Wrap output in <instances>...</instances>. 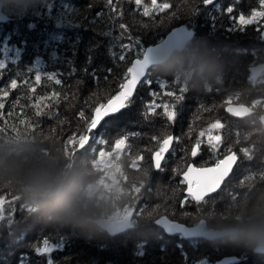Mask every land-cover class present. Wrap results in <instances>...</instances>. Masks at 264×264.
<instances>
[{
    "label": "trees",
    "instance_id": "obj_1",
    "mask_svg": "<svg viewBox=\"0 0 264 264\" xmlns=\"http://www.w3.org/2000/svg\"><path fill=\"white\" fill-rule=\"evenodd\" d=\"M1 1L10 19L7 23L0 24V60L7 56L5 52L9 46L18 49V54L14 58L5 59L6 68L0 70L2 73L0 89L9 92L6 98L0 96V101L4 104L3 109H0V127H4L5 122L8 126L6 133H0V143L45 149L54 145L61 152L67 167L73 168L78 165L80 173L85 170L87 176L90 174L89 179L95 176L93 181L97 182L94 184L100 185L98 195L95 191L90 192V186L87 184L85 195L95 203L100 217L120 209L122 202L125 201L130 204V208H138L135 212V222H141V225L119 240V254L123 264H172L163 263L159 259L165 252V242L159 240L164 238L165 234L156 226L155 219L162 213L145 217L147 200H144L145 196L142 195H150L153 192L154 184L148 177L154 168L151 162L144 159V149L150 147L151 153L156 150L158 144L151 137H161L159 133L163 129L162 125L167 127V134L179 137L171 124H174L178 114L187 108L189 100H192L191 112L193 110L194 117L199 118V123H202L199 128L191 124L185 137L194 140V143L199 137V132L206 129L205 125L216 120H220L224 128L233 122L242 124L247 120H255L257 122L255 127L256 125L261 127L258 115L264 112V109L244 120L230 116L225 111V104L229 102H251L255 109L264 106V75L253 84L248 72L250 65L264 61V40L260 38L256 25L245 26L243 31L239 29L229 31L235 27L234 18L241 12L247 15L252 8H259V0H212L209 5H204L202 0H157V3H168L170 7L161 11L151 10L149 16H144L143 12L145 6L151 9V0H141L140 5H137L135 0H112L114 7L107 5V0ZM88 4H92L93 7L88 9ZM229 5L233 6L232 13L226 12ZM192 7L198 8L199 11L192 12ZM96 12H101V15L97 17ZM117 12L120 15H116ZM120 24L126 25V29H120ZM181 24L190 25L195 31L194 39L186 48L189 54L187 63L176 67L170 75H165L163 67L150 69L149 79L153 81L151 89L148 85H139L133 104L126 109L134 107L133 109L140 112L142 121L135 122L132 124L133 127H125L127 125L122 124L118 126L122 133L120 136L125 138V146L121 152H113L109 158L110 164L103 167L99 151L108 147L106 137H101L100 133L96 137L93 132L92 135L97 139H90L83 148L75 144L79 135L84 133L85 119L90 117L91 110L96 104L106 102L107 98L115 93L122 82L124 72L137 58L141 48L158 42L170 29ZM137 39L140 41L139 44L135 43ZM121 44L130 47L122 50ZM112 53H116V56L113 57ZM120 54L124 55L123 61L118 58ZM200 56L210 61L212 65L210 73L199 71ZM88 57H91L90 64L87 63ZM37 61L38 68L34 66ZM73 67L76 71L71 76L67 75ZM85 67L88 68V72L82 71ZM29 68L32 69L31 72L28 71ZM93 68L97 70L94 76ZM108 68L112 69L111 73L106 71ZM230 68L242 69L240 81L228 77L231 73ZM37 70L42 73L59 70L64 73L59 77L62 83L57 85L42 76L36 90L29 91L21 81L25 78L30 82L34 81ZM12 79L17 80L16 89L9 87ZM158 79L167 80L168 87L160 89L156 83ZM172 81L178 84H173ZM181 85L187 88L182 101L175 102L173 97L165 95L168 91L180 95ZM52 91L61 93L59 104L51 99L46 100L44 103L50 105V108H44V112L50 114L37 117L32 107L35 98ZM150 91L157 93L154 98L157 104L163 105L165 102L170 106L175 104L177 115L174 120L167 119L163 107L156 108L155 112H148L146 105L153 99L149 95ZM65 96L67 99H64ZM195 101L199 102L196 104ZM80 111L84 112L85 118L79 116ZM22 119L24 123H20ZM146 119L149 121L154 119L160 127L159 130L156 131L155 128L146 130L143 127ZM27 124L34 127L26 129ZM13 127L20 134L13 133ZM236 132L238 136L233 144L224 142L221 147L218 145L215 149L206 141L203 145V152L207 153L203 160L205 165H212L220 159L227 148L238 151V164L223 188L224 192H228L226 201L219 205L216 213L218 218L216 222L218 221L220 227L227 226L251 205L264 200V144L257 145L247 132L245 135L242 134V129H237ZM216 133L219 134V131ZM100 138L105 142L99 143ZM245 141L249 143H244ZM182 142L180 138L176 139L173 151L176 149L178 152L175 153L180 154V150L187 156L184 160L182 158L181 163L182 169H185L188 162L193 159L188 147L189 142L185 143L183 140ZM241 148L247 149L250 158L240 152ZM222 193L223 191L220 192ZM14 195L19 199L13 202L11 197ZM0 196H3L5 201L3 205L5 217L14 210V223L11 227L7 226L6 219L0 220L2 226L0 264L10 261V258H5L8 253L6 246L13 247L18 244H22L23 247L11 264H19L22 254L26 257L25 264H47L49 258L53 264L117 263L118 260L112 261L114 258L111 254L114 250L111 239L115 237L103 230H89L57 220L45 215L41 210L36 214L39 218L38 223L44 224L43 222L48 220V225L41 232L37 231L38 228H29L33 225H29L30 222L33 223L32 219L23 223L25 226L22 228L19 226L22 217L35 213L36 206L10 186L0 185ZM28 207L33 210L32 213L27 211ZM184 219L186 218L182 221ZM4 236L5 238L8 236L6 244ZM45 237L52 244L59 243L61 238H64V246L48 254H36L34 246H42ZM166 238L178 244L176 249L180 255L179 264H199L201 260L215 262L225 255L224 244L227 246L226 243L231 241L227 238L215 241L201 239L198 245L205 246L211 252L198 257L196 254L198 245L194 241ZM180 243L182 245H179ZM184 244L188 249L182 248ZM30 245L32 247L29 249ZM243 249L247 248L241 245L238 255L240 253L244 255L240 264L246 263L245 259L249 254ZM212 252L216 255H212ZM152 254L156 256H151Z\"/></svg>",
    "mask_w": 264,
    "mask_h": 264
},
{
    "label": "snow or ice",
    "instance_id": "obj_2",
    "mask_svg": "<svg viewBox=\"0 0 264 264\" xmlns=\"http://www.w3.org/2000/svg\"><path fill=\"white\" fill-rule=\"evenodd\" d=\"M204 5H209L212 3V0H202ZM135 3L137 5L141 4V0H135ZM107 5L112 6V0H107ZM93 7L92 4H88L87 8L91 9ZM170 5L168 3H157V0H151V9L149 7L145 6L144 8V16H149L151 10L155 11H161L163 9H168ZM192 12H198L199 9L192 7ZM227 13L233 12V6L229 5L226 8ZM97 17L101 15V12H96L95 14ZM116 15H120L119 12L116 13ZM4 17H0L2 19ZM232 17H230L231 19ZM235 20V27L229 29V31H235L239 29L240 31L244 30L245 26L248 25H256L257 31L260 33V38L264 40V23H260L261 21H264V0H259V8H252L250 14L245 15L243 12H241L237 17L234 18ZM147 27V25H145ZM120 29H126V25L120 24ZM194 34V31L191 29L190 25L186 26H180V27H174L170 31L167 32L166 36L159 39L158 42L141 48L140 53L138 54L137 58L134 62L131 63V66L127 68V71L124 72L122 77V82L118 85V88L115 90V93L113 95H110L106 102L104 103H98L96 106H94L91 110L90 117L85 119V130L84 133L80 134L78 139L75 140V144L83 148L85 144L88 143L90 139H97L92 134L94 131H97L100 129V127L109 120L112 116L119 115L123 110H126L130 105L134 102V97L136 94V90L138 85H148L151 89V86L153 84V81L149 79L151 76V73L147 70L148 65L152 62L153 56L158 53L159 51L163 50L166 46L172 45V44H180L190 38H192ZM136 44H139L140 41L137 39L135 41ZM122 50H127L130 46L126 44L120 45ZM113 57L116 56V53H112ZM119 60H124V55H119ZM87 63H91V57H88ZM35 67H39V61L36 62ZM6 68V60H0V70H3ZM29 72L32 71L31 68L28 69ZM76 71L75 67H73L67 75L71 76ZM84 72H88V68L85 67L82 69ZM96 69H92V74L96 73ZM108 73L112 72L111 68H108L106 70ZM2 74V73H0ZM64 75V73L60 72L59 70L56 71H48L42 73L40 70H37L34 74V81H29L27 78L21 81V84L23 86L28 87L29 91L34 92L36 90V86L39 85L42 81V76L46 77L48 81H54L55 84L60 85L62 83V80L59 78L60 76ZM157 85L160 89H165L168 87L169 82L167 80H157ZM173 84H178L176 81H172ZM18 86L17 80L12 79L10 82V89H16ZM187 90V88L183 85L180 86V95H177L173 91H168L165 93L167 96L173 97L175 102H180L183 100V93ZM9 95V92L4 89H0V96L7 97ZM149 95L153 97V99L147 103V110L149 113L155 112L156 108L163 107L164 114L166 115L167 119L169 121H172L175 119L177 113L175 111V104L169 105L167 102H165L163 105L157 104L155 101V97L157 93L155 91H150ZM61 93L57 91L49 92L45 95L37 96L32 104V107L35 109V114L37 117L45 114L44 108H50V105L44 103L46 100L51 99L56 104H59ZM64 99H67V96L64 97ZM4 104L2 101H0V109H3ZM227 111H229V108H227ZM79 116L81 118H85V114L83 111H80ZM20 123H24V120L22 119ZM34 127L32 124H27L26 129H31ZM223 127L220 120H216L213 123H210L206 129H202L199 132V137H207V144L211 146L213 149H215L219 142L221 141V136L218 134H213V130L220 129ZM8 129L7 122H5L4 127H0V133H6ZM13 133L20 134L16 131L15 127L12 128ZM197 138L195 144L191 148V156L195 157L197 155L199 146L201 144V140ZM151 139L153 141H156L158 144V147L156 150L152 153V159L154 162V167L156 169L161 168L162 160L164 159V156L166 153L169 152L170 145L174 139V137L167 133H161V137L152 136ZM178 140L179 137H176ZM123 141H125L124 137H121L120 139H117L115 141L114 148L117 147V145L121 144ZM99 143H104L102 138L98 139ZM65 152L68 153L67 149H65ZM240 152L244 154V156L249 157L250 155L245 148H241ZM105 153V150L103 148L100 149L99 155H102ZM238 161V155L236 152L229 150V153L225 155L222 159L216 160L211 166L208 167H195L192 164H188L186 167V170L182 172V180L181 183L185 186L184 187V196L180 201L181 207H184V205L187 202H194L195 204L201 203L205 198L211 197L212 194L216 193L218 189L221 188L222 182L225 180L226 177H228L229 173L232 171L234 165ZM18 196H12L11 200L14 202L18 200ZM4 197L0 196V220H7V226L11 227V225L14 223L13 220V212H9L7 217H5L3 212V205H4ZM22 208L24 206H21ZM27 211L32 213L33 210L28 207ZM126 223V219H119L115 222L114 231H118L120 228H122ZM159 225H163L167 232L173 233V232H179L185 237H195L197 235L196 231L193 229H189L184 227L180 223H174L169 222V220H160L158 221ZM2 227V226H0ZM64 246V238H61L59 243L52 244L49 242V239L45 237L42 242V246H34V251L36 254H48L51 253L54 249L62 248ZM243 253H240L238 256L233 257L230 260L224 261V264H232V260L236 261V264H240V260L243 257ZM26 257L22 254L21 259L19 261V264H25ZM47 264H53V261L51 258L47 260Z\"/></svg>",
    "mask_w": 264,
    "mask_h": 264
},
{
    "label": "clouds",
    "instance_id": "obj_3",
    "mask_svg": "<svg viewBox=\"0 0 264 264\" xmlns=\"http://www.w3.org/2000/svg\"><path fill=\"white\" fill-rule=\"evenodd\" d=\"M186 48H164L153 56L149 67L172 70L186 64ZM200 63L201 73L212 71L206 57L200 56ZM0 185L15 188L25 200L57 220L95 231H112L115 227L100 218L95 203L85 195L86 178L66 166L54 145L45 149L0 143ZM207 235L223 236L254 254H264V200L251 205L220 231Z\"/></svg>",
    "mask_w": 264,
    "mask_h": 264
},
{
    "label": "rangeland",
    "instance_id": "obj_4",
    "mask_svg": "<svg viewBox=\"0 0 264 264\" xmlns=\"http://www.w3.org/2000/svg\"><path fill=\"white\" fill-rule=\"evenodd\" d=\"M12 49L13 48H10V46L7 47L6 52H5V55H7L5 57L6 60L8 58H12V57L14 58V56L18 54V49L14 48L13 51H10ZM260 63H264V61L260 62ZM174 70L175 69L169 70V69L165 68V72H166L165 75L172 74V72ZM230 71H231V73L228 74V77L231 76L232 78H234V79L236 78L237 80L240 81L239 78H241V76L243 75L242 69L230 68ZM193 96H195V95L193 94ZM191 99H192V97H191ZM191 102H192V100L188 101L187 108L186 109L183 108L184 110L180 114H178L179 116L177 117L176 122L174 124H171L172 129L177 132L181 142L183 140V141H185V143L189 142V144H191L188 146L190 148V152H191V148L194 145L193 144L194 140H191V139L189 140V139L185 138V137H187L186 135H187L188 131L190 130V125L192 124L193 127L199 128L200 125L202 124V123H199V121H200L199 118L194 117L195 115L193 113V110L191 112V109H190L191 105H192ZM198 102L199 101H195L196 104ZM225 106H226V104H225ZM133 108L134 107H132V109H130V110L129 109L124 110L119 115L111 117L109 120H107L100 127L98 132L94 131L96 137L100 133L101 137H103V136L106 137V140H108V142H109L108 147L104 148L105 153L102 154L101 158H100V161H101V164L103 165V167L110 164L109 158L113 152H115V151L121 152L125 146V142L123 141L121 144L117 145L116 148H114L115 141L117 139H120L121 138L120 135L122 134L118 126L120 124H122V125H127L125 127H128V126H132V124H134L135 122H141L142 121L140 112L136 111ZM256 109L258 112H261L264 109V106L263 107L260 106L258 108L256 107ZM195 118H196V120H195ZM145 122H146V124H144L143 127L146 130L151 129V128H153V130H154V128H155V130L158 131L160 128L154 119H151L150 121H149V119H146ZM178 122H179V125H177ZM193 123H196V125ZM256 123L257 122L255 120H253L251 123L244 121L242 124L233 122L231 124H228L225 128L221 127L218 130L214 129L213 134L215 135V134H217L216 131H219L218 135L221 136V141L219 142L218 145L221 147L224 144V142L233 144V142L235 141V139L238 136V134H236L237 129H242L243 135H245L246 132L250 137L258 135L257 136V138H258L257 145L261 146L264 144V130L259 129V128L255 129L256 127L253 125H255ZM248 125H252V127L247 128L246 126H248ZM207 126L208 125H205V128H207ZM162 128L163 129L160 131L159 134L167 132L166 126L162 125ZM221 130H224L226 134H224ZM147 135H148V132H147ZM201 139L203 140V142L206 141V143H207V137L206 136L202 137ZM201 144H202V142H201ZM149 148L144 149L145 155H143V157L146 161H149V163L150 162L152 163L153 162L152 153H151V150ZM141 151L143 152V150H141ZM175 152H178V150L174 149V151H173V148H172L170 156L165 160V162L163 164V168L159 171H157L154 168V164L152 163L154 169L149 173L148 178H150L149 180H151L152 183L154 184L153 192H151L150 195H147V194L142 195V196H145L144 200H147L146 209H145V211H146L145 217H146V215L151 217L152 215H154L156 213L157 214L162 213L165 215L168 214L172 219H176V220H180V219L182 220L183 218H186L183 221L188 222V223H191L196 218L201 217V218H207L209 224L212 227H220L218 225V221L216 222V220L218 219L216 217L217 216L216 213L218 212L217 210L219 208V205L223 204L226 201V197H227L228 192H226V191L224 192V190H223V193L219 194V196L208 197V198H206V200L202 201L199 204H195L194 202H187L184 205V207H181L180 201L184 196V187H185L181 183V180H182L181 174L185 170V169H182L181 163L184 160V158H186L187 156H185L184 152H182L180 150H179L180 154H177ZM206 154L207 153H204L202 150L195 157L191 156V158L196 163V165L205 166L203 160H204ZM118 155L119 154L117 153V156ZM182 158H183V160H182ZM73 168L79 170L78 165H75V167H73ZM81 174L86 178V184L90 186L89 191L90 192L95 191L96 195H98L97 192L99 193V186L100 185L96 186L94 184V182H97V181H93L95 176L92 179H89L90 174L87 176L85 173V170H83V172ZM162 191L164 194L162 193ZM99 195H101V193ZM130 207H131L130 204L126 203V201L122 202L121 209L123 208V209L128 210ZM34 211H35V209H34ZM36 214H37V211H35V213L33 212V214H28L27 216L24 215L20 221L19 226L20 227L22 226V228H24L25 225L23 223L32 219L33 223L30 222L29 225H32V224L33 225H32V227H29V228H32V229L38 228L37 231L41 232V230H43L46 227V225H48V220L46 219L43 222L44 224L38 223L39 218L37 217ZM140 218L143 219L142 216H140ZM140 218H137V219H140ZM41 221H42V219H41ZM34 223H36V224H34ZM135 224H136V226H138V225H141V222H135ZM7 237L8 236H6V238H5V236L3 237V238H5V244L7 243ZM176 239L178 241H180L179 237ZM159 241L165 242V249H164L165 252H164V254L160 255L159 259L162 260L163 263L169 262L172 264H179L178 262L180 261V259H179L180 255H178V251L176 249V246L178 244H176L175 241L167 239L166 236L164 238H161ZM111 244H112V246H114L113 247L114 248V250H113L114 254L111 253L113 255V258H114L112 261L118 260L117 263L116 262H113V263L114 264H123V261L121 260V256H120L121 254H119V247H118V244H120L119 239L118 240H117V238L111 239ZM226 244H227V246L224 244L225 251L223 253L225 255H228L230 253L232 255L238 254L239 251L241 250L240 244L234 243L232 241L227 242ZM179 245H182V243H180ZM21 247H23L22 244H18V245L13 246V247H11V246L7 247L6 246V250L8 251V253L5 256V258L6 259L10 258V261L6 264H11L12 260H16V258L18 257L17 253L21 251ZM30 247H32V246L30 245L29 249H30ZM182 248L188 249V247H186L185 244L182 246ZM29 249H26V250H29ZM243 250H245L246 253H249L246 256L247 259H245V261L246 260L247 261L244 264H264V254H254L251 251L249 252V250H247V249H243ZM208 252H211V250L210 249L207 250L205 246H201V247H200V245L197 246L196 254L198 255V257L203 256L205 253H208ZM211 254L216 255V254H213V252ZM153 255L156 256L155 254H152L151 256H153ZM155 258H157V257H155ZM201 261L202 262L199 264H212L213 263V262H205V261L203 262V260H201Z\"/></svg>",
    "mask_w": 264,
    "mask_h": 264
},
{
    "label": "water",
    "instance_id": "obj_5",
    "mask_svg": "<svg viewBox=\"0 0 264 264\" xmlns=\"http://www.w3.org/2000/svg\"><path fill=\"white\" fill-rule=\"evenodd\" d=\"M0 17H4V18L0 19V24H5L10 19L9 15L4 11V5H3V2L1 0H0ZM180 26H186V25L185 24H181V25H177L175 27H180ZM191 29L194 31L193 28H191ZM194 37H195V31H194V34H193L192 38H190V39H188V40H186V41H184V42H182L180 44L168 45L165 48H185V46H187L194 39ZM150 45H152V44H150ZM134 61H135V59L133 60V62ZM149 65H148V69H147L148 71H150V69L153 68V67H149ZM249 70L251 72V79H252L253 83H255L258 80V78L261 76V74L264 72V63H260V64L258 63V64L251 65ZM227 108H229V111H227ZM225 111L230 116H233V117L238 118V119H244V118H247L248 116H250L251 114H253L254 109L249 104L229 102L225 106ZM260 121H261V123L264 126V114H262L260 116ZM174 140H175V138L173 139V141H172V143L170 145L169 151L171 150V148L173 146ZM166 154H165V156H166ZM165 156H164V158H165ZM163 161H164V159L162 160V163H163ZM162 163H161V167H162ZM153 164H154V162H153ZM189 164H192L195 167H208V166H211V165L198 166L194 162H191ZM160 169H156V170L158 171ZM231 173H232V171L229 173L228 177L231 175ZM228 177H226L225 180L222 182L221 187H222L223 183L228 179ZM38 210L39 209L36 207L35 211H38ZM120 215H121V211L117 210L113 214H111V216H109V217H100L102 220H106V221L112 222L114 224L119 219H126L125 225L122 228H120L118 231H114V229L112 231H107V230H103V231L107 232L111 236H117V235H120L121 233H124L125 231H128V230H130V229H132L134 227V225L132 223V219H133V216H132L133 212L132 211H130L129 213L124 215V217H122V218H120ZM165 219L169 220V222L180 223L186 228L193 229V230L196 231L197 235L195 237H185L182 234H180L178 231L177 232H173V233H169V232L166 231V229L164 228L163 225H159V223H158V221L165 220ZM155 223H156V225L159 228H161L164 231V233L167 236H177V235L179 236V235H181L185 239H204V240H207V241H213V240H216V239L225 238L223 236H216L215 238H209L208 235H207L208 233L218 232V231L221 230V228H209L208 229L207 228V221L205 219H201L195 225H189V224H186L184 222L173 220L169 216L163 214V215H160V216H158L156 218V222ZM236 256H238V255H235V254H233V255H224L222 258H220V260L216 261L213 264H224V261L230 260V259H232L233 257H236ZM241 260H240V262H241ZM232 264H236V261L232 260Z\"/></svg>",
    "mask_w": 264,
    "mask_h": 264
},
{
    "label": "flooded vegetation",
    "instance_id": "obj_6",
    "mask_svg": "<svg viewBox=\"0 0 264 264\" xmlns=\"http://www.w3.org/2000/svg\"><path fill=\"white\" fill-rule=\"evenodd\" d=\"M252 65H254V64H252ZM251 66V65H250ZM250 66L248 67V72H249V77H250V79H251V72H250V70H249V68H250ZM263 75H264V72L261 74V76L258 78V80L255 82V83H253V81H252V79H251V81H252V83L253 84H256L258 81H259V79H261L262 77H263ZM243 104H249L253 109H254V112H253V114H251L250 116H248L247 118H244V119H248V118H250L251 116H255V114H256V112H257V110L255 109V105L254 104H252L251 102H249V103H243ZM262 114H264V112H261L260 113V115H258V117H259V121H260V116L262 115ZM238 119V118H237ZM244 119H241V120H244ZM247 122H252V121H249V120H247ZM260 123H261V121H260ZM253 126H255V125H253ZM247 128H251L252 127V125H248V126H246ZM256 127L257 128H259V129H262V130H264V126H263V124L261 123V127H259V126H257L256 125ZM224 134H226L225 132H223ZM174 138H175V140H174V143H173V146H174V144H175V141H176V136L175 135H172ZM205 137V136H204ZM201 139V138H200ZM250 139L251 140H255L256 141V143L258 142L257 140V135H255V136H253V137H250ZM204 143L205 142H202V144H200V146H199V149H198V152H197V154L199 153V152H201L202 150H203V145H204ZM244 143H249V141H245ZM193 144H195V143H193ZM206 144V143H205ZM191 145V144H190ZM173 146H172V148H173ZM172 148H171V150H172ZM171 150L166 154V156H165V158H164V161H163V163H162V167H161V169L163 168V164H164V162H165V160L170 156V154H171ZM231 151H234V152H236L237 153V155H238V151H237V149L235 150V149H230ZM229 153V149L227 148L226 149V152H224V154H223V156L220 158V159H222L226 154H228ZM153 160V159H152ZM238 161H239V156H238ZM238 161H237V163L235 164V166L233 167V170H232V173H231V175L233 174V171H234V169H235V167L237 166V164H238ZM191 162H194V161H190V162H188V164L189 163H191ZM153 163V162H152ZM195 163V162H194ZM196 164V163H195ZM160 169V170H161ZM186 169V168H185ZM159 171V170H158ZM185 171V170H184ZM231 175L228 177V179L231 177ZM181 176H182V174H181ZM228 179L223 183V185H222V187L216 192V193H214V194H212V196H219V194H220V192L221 191H223L224 189V185L226 184V182L228 181ZM211 196V197H212ZM204 200H206V198L204 199ZM117 210H120L121 211V215H120V218H122V217H124V215H126L127 213H129L130 211H132L133 212V219H132V223H133V225H134V227L132 228V229H130V230H128V231H125L124 233H121L120 235H117V236H112V237H115V238H117V240L119 239H121L126 233H128V232H130V231H133V230H135V228H136V224H135V219H136V210H138V208H129L128 210H126V209H117ZM117 210H115V211H117ZM114 211V212H115ZM113 212V213H114ZM112 213V214H113ZM160 215H163V214H159V215H157V217L158 216H160ZM109 216H111V214H109V215H107V216H105V217H109ZM168 216V215H167ZM156 217V218H157ZM170 217V216H169ZM171 218V217H170ZM172 219V218H171ZM201 219H205L206 221H207V228L209 229V228H223L224 226H222V227H212L210 224H209V222H208V220L206 219V218H196L193 222H191V223H188V222H185V221H182V220H177V221H180V222H184V223H186V224H189V225H195V224H197ZM173 220H176V219H173ZM155 222H156V219H155ZM156 224V223H155ZM157 226V225H156ZM105 232V231H104ZM164 232V231H163ZM107 233V232H106ZM108 234V233H107ZM165 234V233H164ZM111 236V235H110ZM165 236L166 237H169V238H183V236H181V235H177V236H167L166 234H165ZM226 238V237H225ZM225 238H221V239H225ZM184 240H186V241H194L195 243H197L198 244V242H199V240H201V239H185V238H183ZM216 240H220V239H216ZM213 241H215V240H213ZM228 255H232V254H228ZM235 255H238V254H235ZM223 257V256H222ZM222 257H220V258H222ZM220 258H218L216 261H218V260H220ZM242 259V258H241ZM215 261V262H216ZM242 261V260H241ZM215 262H213V263H215ZM212 263V264H213Z\"/></svg>",
    "mask_w": 264,
    "mask_h": 264
}]
</instances>
